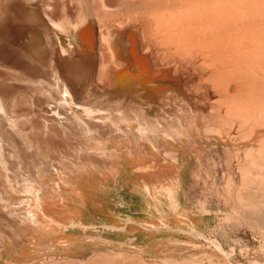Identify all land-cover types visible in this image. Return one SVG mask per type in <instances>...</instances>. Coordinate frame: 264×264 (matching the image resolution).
Returning a JSON list of instances; mask_svg holds the SVG:
<instances>
[{
	"label": "bare ground",
	"instance_id": "1",
	"mask_svg": "<svg viewBox=\"0 0 264 264\" xmlns=\"http://www.w3.org/2000/svg\"><path fill=\"white\" fill-rule=\"evenodd\" d=\"M91 10L99 47L102 42L112 57L106 63L101 53L96 71L97 55L81 38L93 24L82 0H0V245L27 248L32 258L53 247L61 232L63 242L69 241L68 228L53 220L54 202L74 219L85 207L86 184L94 177L115 178L129 163L144 164L145 174L176 171L173 202L184 187L182 176L195 164L183 152L210 146L201 142L206 103L182 101L173 92L156 117L140 118L145 108L133 96L102 87L111 86L110 78L124 65L116 57V40L123 47L132 44L126 40L130 33L123 38L114 30L138 33L142 52L155 64L169 63L185 83L198 61L204 70L200 85L215 96L210 114L218 116L209 120L217 124L211 136L217 146L223 138L228 144L234 126L240 142L264 136V0H97ZM100 20L114 23L99 28ZM148 41L154 44L145 48ZM208 92L190 94L208 99ZM117 136L145 139L156 152L145 145L135 152ZM168 151L175 153L166 157ZM258 158L264 161V144ZM242 177L245 189L243 172ZM222 193L227 202L233 198L229 188ZM237 201L242 204V198ZM32 232L50 244L33 239ZM21 252L16 260L29 257ZM33 264H53V257Z\"/></svg>",
	"mask_w": 264,
	"mask_h": 264
},
{
	"label": "rangeland",
	"instance_id": "2",
	"mask_svg": "<svg viewBox=\"0 0 264 264\" xmlns=\"http://www.w3.org/2000/svg\"><path fill=\"white\" fill-rule=\"evenodd\" d=\"M82 1L93 24L83 28L81 38L88 45L85 49L97 55L96 71L101 53L106 54V63L111 62L112 57L101 41L99 47V32L91 10V2L97 0ZM113 23V20H100L98 25L109 28ZM114 33L123 38L130 33L126 40L132 44L123 47L120 40H116V57L124 65L116 70L115 80L114 74L110 78L111 86L101 84L102 87L133 96V100L145 108L140 118L156 117L163 99L173 92H177V98L182 101L188 97L200 105L206 103L201 118L205 137L201 142L208 141L210 146L207 151L196 148L198 151L194 150V153L183 152L185 157L195 160V164L182 176L184 187L173 202L169 199L177 179L176 171L145 174L144 164L129 163L115 178L90 177L93 179L85 186V207L75 212L74 219L70 220L67 212L61 210L59 201L54 202L56 214H52L53 220L68 228L67 243L61 239H64V233H59V240L53 247L42 249L38 258H32L31 250L27 248L21 252L13 246L3 248L0 245V264H33L36 259L49 256L53 257V264H64L66 260L81 264H264V161L258 158L264 136L254 141L253 138L241 139L240 142L235 138L237 126H234L228 144L223 138L222 144L217 146L216 140L211 139L217 124L209 120L211 116H218L210 114V103L215 96L207 84L200 85L204 70L198 67V61L189 68L190 79L185 83L169 63L155 64L150 54L142 52L138 33L127 28L114 30ZM153 44L148 41L145 48ZM159 51L156 48V52ZM95 71L92 78L96 77ZM199 88L210 91L208 99L193 98L190 93ZM133 127L138 128L137 125ZM117 139L135 152L139 145H145L152 154L156 152L145 139L137 141V138L120 139L119 136ZM174 153L168 151L165 155L169 157ZM181 163L185 165L184 160ZM242 172L248 184L245 189H241ZM228 188L233 198H228L227 202L222 192L227 193ZM65 190L70 192L71 189L65 186ZM62 193L67 196L65 191ZM238 198H242V204ZM242 208L254 215H246ZM115 226L119 229L109 228ZM32 233L33 239L50 244L48 238ZM19 252L29 257L16 260L15 253Z\"/></svg>",
	"mask_w": 264,
	"mask_h": 264
}]
</instances>
